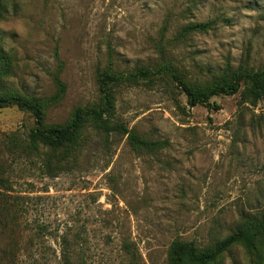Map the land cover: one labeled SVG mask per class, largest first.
I'll return each mask as SVG.
<instances>
[{
	"label": "rangeland",
	"instance_id": "obj_1",
	"mask_svg": "<svg viewBox=\"0 0 264 264\" xmlns=\"http://www.w3.org/2000/svg\"><path fill=\"white\" fill-rule=\"evenodd\" d=\"M0 86L48 101L63 124L100 101L99 73L159 70L115 89V120L149 139L92 124L77 151H29L31 112L0 107V264H168L175 239L200 246L264 209V97L241 92L191 105L172 74L208 87L230 71L264 69V0H5ZM208 22L206 31L185 26ZM167 68V69H166ZM58 75L66 84L58 90ZM244 84V83H243ZM236 244L219 264H251Z\"/></svg>",
	"mask_w": 264,
	"mask_h": 264
},
{
	"label": "trees",
	"instance_id": "obj_2",
	"mask_svg": "<svg viewBox=\"0 0 264 264\" xmlns=\"http://www.w3.org/2000/svg\"><path fill=\"white\" fill-rule=\"evenodd\" d=\"M5 0H0V19L3 18ZM210 23L201 22L185 26V32L198 30L206 31ZM0 62L5 71H8L12 57L0 44ZM167 69V68H166ZM162 69H138L129 72H111L108 70L99 73L100 101L94 105L76 107L70 119L63 124L46 126V106L48 101L40 98L24 96L19 93L3 90L0 86V107L17 106L19 109L31 112L35 119V126L28 132L26 143L29 151H39L41 147L62 149L66 156L77 151L82 139V132L87 125L92 124L96 129L109 135L112 131L128 136V141L136 151L156 152L170 145L169 139H149L125 124L115 120L116 95L115 89L123 85L138 83L141 79L156 81ZM172 76L180 82L191 105L199 103L207 106L214 95H234L241 92L245 99L257 104L264 97V69L242 72L230 71L228 76L215 84L204 87L197 84H188L176 74ZM58 90L50 99H61L66 91L65 82L55 75ZM244 83V84H243ZM236 244H241L251 258V264H264V209L258 215H248L236 230L215 243L200 246L194 240L175 239L169 251L168 264H219L222 254ZM64 264H75L68 250L63 259ZM135 264V263H132Z\"/></svg>",
	"mask_w": 264,
	"mask_h": 264
}]
</instances>
